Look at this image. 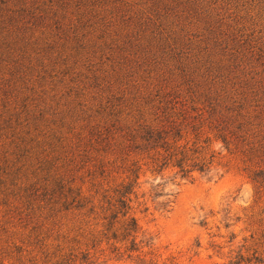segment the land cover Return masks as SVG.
Returning <instances> with one entry per match:
<instances>
[{"label": "rangeland", "instance_id": "1", "mask_svg": "<svg viewBox=\"0 0 264 264\" xmlns=\"http://www.w3.org/2000/svg\"><path fill=\"white\" fill-rule=\"evenodd\" d=\"M161 120L205 171L130 147ZM135 167L154 261L94 241ZM239 255L264 264V0H0V264Z\"/></svg>", "mask_w": 264, "mask_h": 264}, {"label": "trees", "instance_id": "2", "mask_svg": "<svg viewBox=\"0 0 264 264\" xmlns=\"http://www.w3.org/2000/svg\"><path fill=\"white\" fill-rule=\"evenodd\" d=\"M176 128L175 121L161 120L155 124L145 125L141 131L138 130V135L134 134L128 138L131 141L130 147L137 142L139 137L154 166L163 169L172 165L179 169L177 173H181L183 177L191 175L195 170L205 171L207 169L206 162L194 156V152L190 153L191 148H188L187 144H180L184 135L181 130H176ZM140 145H136V148H139ZM140 168H131V173L128 176L130 182L116 190L117 198L107 197L104 202L107 206L104 204L100 206L106 211L103 217L106 223L100 237H95L94 241L97 240L99 244L103 241L110 244L111 252L118 256L132 257L136 255L141 259L149 256L150 261H154L157 255L154 252L152 238L146 237L137 218L131 214V194L139 179ZM113 198L115 199L113 200ZM74 202H77L78 206L81 205V200L76 197L70 204ZM261 262L262 260L257 255L251 258L239 255L226 264H258Z\"/></svg>", "mask_w": 264, "mask_h": 264}]
</instances>
